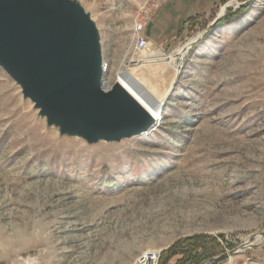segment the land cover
<instances>
[{
	"label": "rangeland",
	"instance_id": "1",
	"mask_svg": "<svg viewBox=\"0 0 264 264\" xmlns=\"http://www.w3.org/2000/svg\"><path fill=\"white\" fill-rule=\"evenodd\" d=\"M80 1L106 81L120 69L160 97L172 86L164 118L88 145L48 127L0 67V264H136L195 235L212 255L200 264H264V0L209 13L213 0ZM137 22L166 55L197 41L177 68L139 62L150 52L130 48Z\"/></svg>",
	"mask_w": 264,
	"mask_h": 264
},
{
	"label": "water",
	"instance_id": "2",
	"mask_svg": "<svg viewBox=\"0 0 264 264\" xmlns=\"http://www.w3.org/2000/svg\"><path fill=\"white\" fill-rule=\"evenodd\" d=\"M91 16L80 0H0V67L60 136L120 143L158 124L120 82L104 87L102 38Z\"/></svg>",
	"mask_w": 264,
	"mask_h": 264
},
{
	"label": "bare ground",
	"instance_id": "3",
	"mask_svg": "<svg viewBox=\"0 0 264 264\" xmlns=\"http://www.w3.org/2000/svg\"><path fill=\"white\" fill-rule=\"evenodd\" d=\"M237 3V2H236ZM239 3H237L238 5ZM228 5H231V2L228 3ZM229 7V6H228ZM224 10L227 11V5L222 8L219 16H222L224 13ZM226 13V12H225ZM224 13V14H225ZM223 14V15H224ZM197 41V37L191 38L183 47L177 48L175 50L174 54H161L154 52L151 47H148L146 50L150 52V54L146 55L145 57H142L139 62H149V61H166L168 65L174 66L177 68L176 60L179 58H182L183 55H185L190 48L191 44H194ZM158 54V55H157ZM139 64V63H138ZM116 81L120 82L122 86L126 88L132 94L144 107H146L152 116L156 119V123L159 125L162 122L163 116V105H165V100L167 97H169V93L171 91L168 89L166 92H164L163 96L160 97L156 95L148 86L144 84L143 81H141L138 77H136L132 72L130 71H121L116 76ZM169 83V82H168ZM112 85L108 83L107 81H104V87L106 89L110 88ZM156 90V89H155ZM158 93V92H156ZM161 94V93H160ZM156 128L150 129L148 132H145L147 135L152 134ZM145 133H143L145 135ZM147 252H144L146 254Z\"/></svg>",
	"mask_w": 264,
	"mask_h": 264
},
{
	"label": "trees",
	"instance_id": "4",
	"mask_svg": "<svg viewBox=\"0 0 264 264\" xmlns=\"http://www.w3.org/2000/svg\"><path fill=\"white\" fill-rule=\"evenodd\" d=\"M223 19H219L216 23ZM206 237L195 235L179 240L160 253L158 264H200L203 260L212 256L200 251L201 247L203 248V241ZM212 242H216V239L213 238ZM174 257L176 258L175 260Z\"/></svg>",
	"mask_w": 264,
	"mask_h": 264
},
{
	"label": "built area",
	"instance_id": "5",
	"mask_svg": "<svg viewBox=\"0 0 264 264\" xmlns=\"http://www.w3.org/2000/svg\"><path fill=\"white\" fill-rule=\"evenodd\" d=\"M145 25L146 24L143 22H137L135 24V28H133L134 29V36H133L134 38H133V41H132L130 48L134 49L135 51L138 52V51H148L146 49L148 47H151V49L154 52L165 54L163 44H158L146 36L145 28H144ZM108 68H109V64L104 60V65H103L104 81H106V75L109 71ZM119 72H121L120 69H118V71L116 72L115 75L117 76V74H119ZM108 83H110V82H108ZM160 253L161 252L157 251V250L156 251L155 250L147 251L146 254L143 253L138 257V259L136 260V264H158L159 260H160Z\"/></svg>",
	"mask_w": 264,
	"mask_h": 264
},
{
	"label": "crops",
	"instance_id": "6",
	"mask_svg": "<svg viewBox=\"0 0 264 264\" xmlns=\"http://www.w3.org/2000/svg\"><path fill=\"white\" fill-rule=\"evenodd\" d=\"M215 1H216V0H213V1L211 2V4H209V5L206 7V10H205L206 13H209V12L212 11V9H213V5H214ZM146 35H147V37L149 38V35H148V34H146ZM103 262H104V261H103ZM103 262H102V263H103ZM112 263H113V262H112ZM112 263H110L108 260L105 262V264H112ZM121 264H131L130 258H126V260H125V261L123 260Z\"/></svg>",
	"mask_w": 264,
	"mask_h": 264
}]
</instances>
